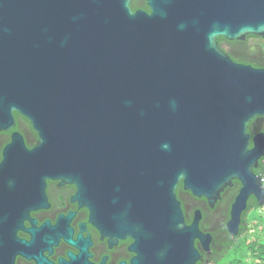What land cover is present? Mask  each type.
<instances>
[{
  "label": "water",
  "instance_id": "1",
  "mask_svg": "<svg viewBox=\"0 0 264 264\" xmlns=\"http://www.w3.org/2000/svg\"><path fill=\"white\" fill-rule=\"evenodd\" d=\"M0 0V254L8 230L47 179L75 184L108 232L146 260L211 253L201 212L185 221L176 186L210 207L240 184L226 228L235 238L264 158V70L234 63L218 37H264V0ZM10 237V236H9Z\"/></svg>",
  "mask_w": 264,
  "mask_h": 264
},
{
  "label": "flooded vegetation",
  "instance_id": "2",
  "mask_svg": "<svg viewBox=\"0 0 264 264\" xmlns=\"http://www.w3.org/2000/svg\"><path fill=\"white\" fill-rule=\"evenodd\" d=\"M131 4L135 6L134 10ZM130 8L150 13L146 0H131ZM216 41L219 49L234 63L264 70V37L246 35L238 40L218 37ZM261 130V124H254V130L249 134L253 137ZM14 131L17 130L0 132V162ZM21 134L27 148L32 149L37 135L31 125L24 126ZM255 170L259 171V167ZM175 191L186 223L190 224L194 212L199 210V229L211 236L210 254L204 253L200 242L195 241L200 252L196 264H215L212 253L224 248L228 238H232L226 224L234 200L226 202L224 192L214 207H210L203 198L197 199L184 192L182 181ZM23 208L28 209L27 213L20 215L10 226L8 249L0 254V264H183V243L176 245L178 256H173L170 251L166 261L144 259L134 238L108 232L106 223L101 224L106 221L104 214L102 218L79 200L75 184L47 179L42 193L33 195Z\"/></svg>",
  "mask_w": 264,
  "mask_h": 264
},
{
  "label": "trees",
  "instance_id": "3",
  "mask_svg": "<svg viewBox=\"0 0 264 264\" xmlns=\"http://www.w3.org/2000/svg\"><path fill=\"white\" fill-rule=\"evenodd\" d=\"M131 8L134 10L135 6L131 4ZM14 117L16 122L15 130L19 131L20 133L23 132L24 126L29 125V123L16 113L14 114ZM254 124H261V131L264 132V117H257L252 120L248 124V133L254 130ZM254 133H256V131ZM258 167L259 171L254 170V173L262 177L264 174V158L260 160ZM239 189L240 184L234 181L233 187L226 189L224 195L222 194L225 196L224 200L226 202L234 200ZM261 207H264V205L258 206L256 200L253 197L249 199L247 208L242 215L240 232L238 236L236 238H228L229 242H226L224 248L216 250L212 253V258L215 264H262L264 262V225L258 221H253L252 223L247 224L246 219L247 212L253 209L259 210ZM251 230L257 233L254 239H249V235L252 234L250 233ZM248 258L250 260H248Z\"/></svg>",
  "mask_w": 264,
  "mask_h": 264
},
{
  "label": "rangeland",
  "instance_id": "4",
  "mask_svg": "<svg viewBox=\"0 0 264 264\" xmlns=\"http://www.w3.org/2000/svg\"><path fill=\"white\" fill-rule=\"evenodd\" d=\"M246 219H247V224L252 223L253 221H258L262 225H264V207H261L259 210L253 209V210L247 212L246 213ZM261 224H256V225H261ZM250 226H252V225H250ZM256 235H257V233L253 232L251 235H249V239H254L256 237ZM246 236H247V234H246ZM248 260H250V259L248 258ZM262 264H264V262Z\"/></svg>",
  "mask_w": 264,
  "mask_h": 264
},
{
  "label": "clouds",
  "instance_id": "5",
  "mask_svg": "<svg viewBox=\"0 0 264 264\" xmlns=\"http://www.w3.org/2000/svg\"><path fill=\"white\" fill-rule=\"evenodd\" d=\"M258 176H259V175H258ZM260 178H261V185H262V180L264 179V174H263L262 177H260ZM262 187H263V186H262ZM237 194H238V193H237ZM242 215H243V214H242ZM239 232H240V231H239ZM250 233H253V231L251 230ZM237 236H238V235H237ZM237 236H236V237H237ZM236 237H235V238H236ZM232 238H233V237H232ZM209 254H210V253H209Z\"/></svg>",
  "mask_w": 264,
  "mask_h": 264
},
{
  "label": "built area",
  "instance_id": "6",
  "mask_svg": "<svg viewBox=\"0 0 264 264\" xmlns=\"http://www.w3.org/2000/svg\"><path fill=\"white\" fill-rule=\"evenodd\" d=\"M262 186H263V188H264V179L262 180Z\"/></svg>",
  "mask_w": 264,
  "mask_h": 264
}]
</instances>
